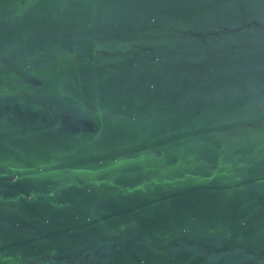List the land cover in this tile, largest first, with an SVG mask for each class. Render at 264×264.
Returning <instances> with one entry per match:
<instances>
[{
	"label": "water",
	"instance_id": "95a60500",
	"mask_svg": "<svg viewBox=\"0 0 264 264\" xmlns=\"http://www.w3.org/2000/svg\"><path fill=\"white\" fill-rule=\"evenodd\" d=\"M0 264H264V0H0Z\"/></svg>",
	"mask_w": 264,
	"mask_h": 264
}]
</instances>
